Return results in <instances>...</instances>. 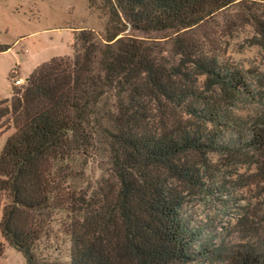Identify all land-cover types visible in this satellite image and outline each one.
<instances>
[{
  "label": "trees",
  "instance_id": "1",
  "mask_svg": "<svg viewBox=\"0 0 264 264\" xmlns=\"http://www.w3.org/2000/svg\"><path fill=\"white\" fill-rule=\"evenodd\" d=\"M86 2L103 33L79 32L72 58L37 66L0 102V132L6 118L14 129L0 153L4 244L26 264H264L260 229L236 224L211 246L182 215L217 188L209 155L264 173V113L240 124L228 112L258 100L257 83L192 41L235 6L264 47V20L250 14L264 0ZM127 30L177 35L161 44Z\"/></svg>",
  "mask_w": 264,
  "mask_h": 264
},
{
  "label": "rangeland",
  "instance_id": "2",
  "mask_svg": "<svg viewBox=\"0 0 264 264\" xmlns=\"http://www.w3.org/2000/svg\"><path fill=\"white\" fill-rule=\"evenodd\" d=\"M102 3V0H97ZM264 20V2L250 12ZM242 11L231 6L217 13L192 36L209 56L239 69L257 83L258 100L240 98L231 102L229 116L247 124L264 113V47L254 27ZM105 18L91 10L86 0H0V102L12 97V91L25 87L28 75L54 57L72 58L77 36L91 31L100 36ZM125 34L144 41L164 44L174 32ZM8 48L7 51L3 49ZM21 78L22 86L13 81ZM201 83L202 78L197 77ZM0 153L14 133L9 118L3 120ZM216 179L212 193L187 199L182 208L186 224L200 232V241L211 246L219 239L232 237L236 224H248L264 232V173L244 159L209 155ZM218 189V190H216ZM1 219V214H0ZM65 262H69L67 258ZM201 264V262H197ZM0 264H26L23 255L4 244L0 236Z\"/></svg>",
  "mask_w": 264,
  "mask_h": 264
},
{
  "label": "built area",
  "instance_id": "3",
  "mask_svg": "<svg viewBox=\"0 0 264 264\" xmlns=\"http://www.w3.org/2000/svg\"><path fill=\"white\" fill-rule=\"evenodd\" d=\"M13 84H14L15 86H22V85L24 84V81H23V79H21V78H16V79L13 81Z\"/></svg>",
  "mask_w": 264,
  "mask_h": 264
},
{
  "label": "crops",
  "instance_id": "4",
  "mask_svg": "<svg viewBox=\"0 0 264 264\" xmlns=\"http://www.w3.org/2000/svg\"><path fill=\"white\" fill-rule=\"evenodd\" d=\"M7 50H8V48H7ZM7 50H6V51H7ZM25 80H27V79H25ZM6 100H8V99H6Z\"/></svg>",
  "mask_w": 264,
  "mask_h": 264
}]
</instances>
